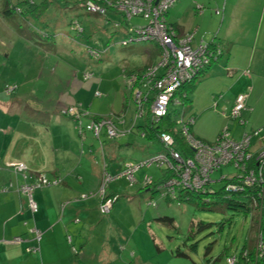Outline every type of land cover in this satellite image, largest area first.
<instances>
[{"label":"rangeland","instance_id":"1","mask_svg":"<svg viewBox=\"0 0 264 264\" xmlns=\"http://www.w3.org/2000/svg\"><path fill=\"white\" fill-rule=\"evenodd\" d=\"M31 1L39 3L44 0H10L12 14L5 16L2 13L4 0H0V54H9L2 58V65L0 64V76L4 71V79L0 80V102L16 103L17 107L19 105L21 116L28 121H35L36 117L41 118L45 114L50 115L51 123L48 126L42 123H38L35 129L30 126L28 128L32 132L29 135L37 134V138L41 139L48 130L50 141L63 139L65 142H59L63 147L55 148L53 153L49 149L48 154L54 155L55 164L61 162L60 156L68 155V163L64 165L67 170L72 166L83 165L86 154H96L100 162L106 152L108 165H119L121 168L123 165H136L155 157L161 147L157 142L144 139L137 128L142 119L137 115V91L132 90V75L128 76L123 70H137L152 59L157 63L160 58L157 46L148 42L123 45L124 28L114 26L123 25L122 17H103L99 13L88 15L83 7V0H47L49 7L53 9L49 14V22L53 26L39 34L35 31V24L39 19L31 18L28 6L23 4ZM246 1L248 0H210L204 5L206 8L203 13L208 21L209 16L212 18L216 23L215 28L219 24H225L223 31L232 27V32H236L238 25L240 28H252L253 23L257 26V12L239 11L236 18L232 15L234 10L230 5ZM253 1L252 5L258 0ZM194 8H191L188 21L196 26L203 16L198 15ZM23 17H26L25 21ZM73 20L79 22L80 32L75 31L71 25ZM129 22V25L140 27L148 24V20L139 17H134ZM63 34L74 37L71 46ZM89 49L98 51L100 57H90L87 54ZM158 74H162V69L158 70ZM140 91L143 93L146 89L142 88ZM213 113L221 121L219 128H227L232 139L237 140L245 134L243 132L247 124L241 126L238 119H226L219 110H213ZM71 114L76 116L72 117ZM188 115L189 110L187 118ZM194 115L196 122L198 115ZM92 124H97L103 130L106 125H113L119 136L110 140L102 136L104 131H101L98 135L103 138L104 142H101L91 127ZM198 126L206 131L215 129L208 113L202 115ZM196 128L199 130L197 126ZM249 128L251 134L248 135H252L254 141L264 137V129L261 131L256 128L252 131ZM259 130L258 135L253 134ZM110 143H113L114 149L109 150ZM127 143H131V147ZM103 146L105 151L101 149ZM44 161L45 156L39 155L35 159L36 163H26V168L31 173L46 172L41 166ZM105 164L107 165L106 161ZM90 165L92 166L91 159ZM117 174L114 172L113 176ZM163 174L161 168L152 164L137 170L134 178L143 184L146 176L156 182ZM235 174L236 169L232 165L222 166L211 174L213 183L210 188L219 190L225 182L216 181L221 176L231 178ZM44 175L47 180L54 181L50 174ZM58 185L61 184L55 186ZM136 185L131 184L126 177L116 178L107 184L104 196L110 192L117 193L119 197L114 203V211L110 210L111 214H101L99 211L101 182L95 191L79 195V199L86 196L84 199L87 202L88 199H95L96 205L90 204V207L98 208L96 212H99L101 219L95 229L98 233L91 234V242L86 247L89 256L90 252H95L97 242L104 241L101 235L105 233H111L108 237L109 241L111 238L110 247L114 248L116 255L113 264H228L227 258L239 257L244 247L252 251L254 223L245 209H228L212 197L201 198L196 195L189 196L188 200H170L161 196L163 188L154 195L150 192L136 194ZM205 201L209 203L204 205ZM153 203L155 206L149 205ZM96 212L87 213L86 217ZM163 217L171 221L159 222L158 219ZM100 250L101 245L99 252ZM86 261L84 264H92L91 260ZM240 262L247 264L244 260Z\"/></svg>","mask_w":264,"mask_h":264},{"label":"crops","instance_id":"2","mask_svg":"<svg viewBox=\"0 0 264 264\" xmlns=\"http://www.w3.org/2000/svg\"><path fill=\"white\" fill-rule=\"evenodd\" d=\"M209 1L181 0L168 11L166 21L169 25L175 26L180 35L192 34L194 44L213 41L221 47L223 45L222 56L201 77L195 80L187 109V111L189 110L188 116L198 115L196 122L194 121L195 125L193 124L191 127L193 136L204 143L212 144L224 127L219 128L218 125L221 121L213 113V110H219V113L223 112L233 105L235 98L240 94L247 95V110L242 112V118L246 120L247 127L243 133L248 135L251 132H249V127L252 131L256 128L261 131L264 129L262 128L264 127V115H262V111H264V0H258L253 5V0L230 5L234 10L232 15L235 18L239 11L257 12L259 15L257 26H254L253 23L252 28L243 26L240 28L238 25L236 32H232V27H229L228 31H223L225 24L221 26L219 24L215 28L216 23L210 16L208 21L203 10L206 8L204 5ZM49 6L36 19L39 21H37V25L35 24V30L43 29L44 33L53 26L49 22V14L53 9ZM193 7L195 10L197 9L198 15L203 16L199 21L200 24L196 26L188 21L189 13ZM3 11L2 9V13ZM187 15L188 18H185ZM25 18L23 17L24 21ZM232 25L229 24V26ZM35 35L38 36V33ZM63 37L68 38L69 46L74 42L72 40L74 37L67 34H63ZM82 37L84 38V36ZM124 37L123 35V40ZM2 54L4 52L0 54L1 65L2 58L9 56V54ZM149 63L151 62L148 61L146 65L138 67V69L146 67ZM1 74L0 80L4 79V71ZM215 101L216 109L213 106ZM205 113H208L211 125L215 129L206 131L205 128L198 126ZM21 115L20 106L17 107L16 103L0 102V168L2 169L0 174V264H84L88 259L92 264H113L116 261V255L114 248L110 247L112 246L111 238L109 241L108 237L111 233L101 235L104 241L97 242L95 252H90V256L88 255L89 251H86V247L91 242V234L98 233L95 229L99 226L101 219L99 212H96L98 208L90 207V204L96 205L95 199H88L87 202L86 199L78 197L86 191L97 189L104 169L113 175L114 172L118 173L121 167L108 165L109 158L106 152L100 162L96 154H86V161L83 165L72 166L68 170L64 167L68 163V155L60 156L61 162L55 164L53 162L54 155L48 154V150L52 149L53 153L55 148L63 147L60 143L65 141L63 139H61L62 141H54V139L50 141L48 130L45 131L46 135L44 134L41 139H38L37 134L29 135L32 130L28 128L31 126L32 129H35L38 123L48 126L51 123L50 115L36 117L35 121L25 120ZM145 124V120L141 119V123L137 127L141 134ZM241 138L239 137L237 140ZM101 142H104L103 138ZM262 145H264V137L257 141L251 139L250 150L256 152ZM127 146L131 147V143H127ZM108 148L109 150L114 149L115 146L110 143ZM101 149L105 151L104 146ZM39 155L45 156V161L41 166L43 170L47 171L38 173L50 174L54 180L61 181V185H51L34 192L33 199L38 206V211L32 216L28 210L27 197L20 192V188L26 185L22 181L25 178L6 169L5 166L10 161L23 162L28 165L36 163L35 159ZM105 161L106 168L103 167ZM146 178L148 177L146 176L143 181ZM161 178L159 177L158 181L153 183L159 184L163 180ZM135 184L138 188L136 194L151 192L144 189L138 180ZM116 191L114 188V192ZM110 194L116 195L117 193L109 192ZM151 194L154 195L152 192ZM115 207L116 205L112 206L111 212ZM92 211L96 213L86 217V214H91ZM37 233L40 234L39 241L36 238ZM67 236H71L72 246L77 250L76 253L67 242ZM14 238H19L20 241L15 242ZM98 253L100 254L98 255Z\"/></svg>","mask_w":264,"mask_h":264},{"label":"built area","instance_id":"3","mask_svg":"<svg viewBox=\"0 0 264 264\" xmlns=\"http://www.w3.org/2000/svg\"><path fill=\"white\" fill-rule=\"evenodd\" d=\"M179 0H87L85 11L88 13H99L104 15L107 9L120 13L123 19L130 21L134 17L148 20V24L130 30L122 41L123 45L134 42H148L157 46L160 51L159 61L149 67L144 73L132 75V90H136L135 102L137 103V115L142 117L149 115L154 124H159L164 118L169 117L175 125L180 137L186 142L192 156H184L175 150L173 136L168 132H160L158 139L162 144V150L152 159L141 161L136 165L128 164L115 176L110 175L104 169L101 175V192L99 197V211L101 214L109 212L114 198H106L105 191L107 184L116 179L126 177L128 181L135 183L134 173L143 168L156 164L169 173L166 182L163 184L165 194L175 198L177 193L193 192L204 194L213 192L210 185L213 183L211 174L225 165H232L236 174L231 178L221 176L219 181H225L227 194L242 192L243 202L250 213L254 227V244L252 251L245 247L239 257L227 258L228 264H238L239 260L247 264H264V145L252 152V135L244 134L240 140L231 138L229 130L224 128L212 144L204 143L191 134V127L194 124V117H186L187 92L186 86L195 82L201 77L216 61L222 56V47L212 41L194 44L193 35L190 33L178 36L176 30L167 23L166 15L168 10ZM101 4V5H100ZM91 57H100V53L88 50ZM162 69V74L158 70ZM245 74L247 72H244ZM135 84L137 86L135 87ZM146 89L141 93V89ZM246 94H240L235 98L232 106L226 108L221 115L226 119H238L241 126L246 125L242 118V112L247 110ZM147 105V106H146ZM146 106V109H145ZM216 109V101L213 104ZM72 117L76 116L71 114ZM97 138L99 132L104 131L106 137L114 139L119 136L115 126L106 125L103 130L97 124H92ZM260 130L253 132L258 135ZM145 133L142 134V137ZM17 175L27 179V168L21 162H8L5 166ZM1 171V169H0ZM34 183L26 184L20 188L28 199V208L32 214L37 212V205L31 197L34 188L56 185L58 180L49 181L44 175L35 176ZM231 180V181H230ZM150 178L144 180V185L150 184ZM250 190L251 193H247ZM163 195V194H162ZM82 199L86 198L81 197ZM154 205V204H152ZM40 240V234L36 235ZM67 242H71V236H67ZM19 242V238L14 239ZM76 252V249L72 247Z\"/></svg>","mask_w":264,"mask_h":264},{"label":"trees","instance_id":"4","mask_svg":"<svg viewBox=\"0 0 264 264\" xmlns=\"http://www.w3.org/2000/svg\"><path fill=\"white\" fill-rule=\"evenodd\" d=\"M86 1L87 0H83L84 9H85ZM110 1H115V0H110ZM23 4H26L28 6L27 11L35 19L39 18L41 16V14L44 12V10L47 8V6H49V2L47 0L41 1L39 3H34L33 1H31V3H29V4L28 3H23ZM10 5H11L10 0H4L3 14L5 16L12 14L11 13L12 9L10 8ZM106 11L107 12L104 15H102L103 17H107L108 15H120V13H117L115 10L113 11L112 9H107ZM86 14L94 16L93 14H90L88 12H86ZM122 22H123L122 23L123 25L115 24L114 26H115V28H120V27L124 28V36H126L128 33H130V30H134L136 27H140L137 25H129L130 22L127 21L126 19H123V18H122ZM78 23L79 22H77L76 20L71 21V25L73 26L75 31L76 30L79 31ZM172 27L177 31L175 26H172ZM35 31L38 32L39 34H43V29H41V31H39V30H35ZM177 35L178 36L180 35L178 33V31H177ZM90 50H93V49H90ZM87 54H88V50H87ZM150 62L151 63H149L146 67H144L142 69H138V68H137L138 70H128V69L126 70L125 69V70H123V72L126 73L128 76L139 75L141 77V74L144 73V71H146L149 67H153L156 64V62H154L153 59ZM139 71H141V72H139ZM136 86H137V84H135V87ZM193 86H194V82L190 85L188 84L185 88V91L187 92V99H189L190 95L192 94ZM189 102H190V100H189ZM145 109H146V107H145ZM146 113H147V111H146ZM66 117H68V116H66ZM144 120H145L146 124L144 125L142 131L146 132L145 133L146 139L150 140L151 142H157L160 145L161 150H162V144L158 142V136H159L160 132H163V131L168 132L174 138L175 150H178L184 156H189V157L192 156V151L190 150V148L188 147L186 142L182 139V137H180L179 132L176 129H174L175 125L173 124V122L170 120L169 117L164 118L159 124L152 123L148 114H146V116L144 117ZM20 176H22V175H20ZM168 176H169V173L164 172V174L162 175V178H161L163 180L159 184H162ZM22 181H23V183H26V184L34 183L36 181V178H35L34 174L28 173L27 179H22ZM159 184L158 183L154 184L153 182H151L150 184H146L144 186V189H148V190H150L151 188L155 189L157 186H159ZM225 187H226V183H224V185L222 187H220L219 190H214L211 188L213 192H206L204 194H198V195L193 193V192H182V193H180V196H183V199H187V200L189 199V196L193 197V195L199 196L201 198L212 197V198L216 199L217 201L222 202V204H224L228 209H232V210L245 209L246 210L248 207L247 208L245 207L246 205L243 202V200L245 198H244L242 192L227 194V192L225 191ZM43 188H45V187L34 188L32 193H31L32 199H33L34 192L39 190V189H43ZM246 192L251 193L250 190H246ZM113 196L114 195H111V197H113ZM33 201H34V199H33ZM27 203H28V199H27ZM206 203L208 204L209 202L205 201L204 205ZM37 211H38V206H37ZM246 212H247V210H246ZM34 214L31 213L32 216ZM158 221L159 222H166V221L170 222L171 219H168L167 217H163V218H159ZM76 223H78V221H76ZM70 245H71V247H74V246H72V238H71ZM240 261H242V259L239 260V264L241 263Z\"/></svg>","mask_w":264,"mask_h":264},{"label":"clouds","instance_id":"5","mask_svg":"<svg viewBox=\"0 0 264 264\" xmlns=\"http://www.w3.org/2000/svg\"><path fill=\"white\" fill-rule=\"evenodd\" d=\"M179 1H180V0H179ZM179 1H178V2H179ZM178 2H177V3H178ZM174 5H175V4H174ZM174 5H173V6H174ZM173 6H172V7H173ZM172 7H171V8H172ZM171 8H170V9H171ZM170 9H169V10H170ZM169 10H168V11H169ZM167 13H168V12H167ZM20 14H21V13H20ZM21 15H22V14H21ZM166 16H167V15H166ZM176 33H177V31H176ZM179 36H181V35H179ZM88 55H89V54H88ZM89 56H90V55H89ZM90 57H91V56H90ZM188 103H189V99H188V101H187V109H188V107H189V104H188ZM186 113H187V111H186ZM146 114H147V113H146ZM146 114H144L142 117H139V116H138V118H142V120H144V117L146 116ZM189 117H190V116H189ZM191 117H194V116H191ZM143 133H146V132H145V131H142V134H143ZM100 134H101V133H100ZM142 134H141V136H142ZM100 136H101V135H100ZM100 136H99L98 138L101 140V137H100ZM104 136L106 137L105 132H104ZM143 138L146 139V134H145V136H144ZM110 140H112V139H110ZM158 142L160 143L159 139H158ZM103 159H104V158H103ZM10 162H11V161H10ZM14 162H15V161H14ZM16 162H18V161H16ZM21 163H23V162H21ZM24 165L26 166L25 163H24ZM103 167L106 168V164H105V162H104V166H103ZM123 167H124V165L122 166V168H123ZM5 168H6V167H5ZM122 168H120V170H121ZM0 169H1V168H0ZM6 169H7V168H6ZM1 170H2V169H1ZM105 170H106V169H105ZM120 170H119V171H120ZM161 170H163L164 172H166L163 168H161ZM106 172H107V171H106ZM28 173H31V172H29L28 169H27L26 174H28ZM118 173H119V172H118ZM31 174H34L35 176H37V175H44L43 173H31ZM108 174H109V173H108ZM101 175H102V174H101ZM110 175H111V174H110ZM44 176H45V175H44ZM167 178H168V177H167ZM167 178L164 180V182H163L162 184H159V186H157L155 189L151 188L150 191H151L153 194H155V193H160V190H161L162 188L164 189L163 184L166 182ZM135 182H136V180H135ZM59 183H61V181H59ZM142 185H143V187L145 186V185H144V181H143V184H142ZM50 186H51V185H50ZM47 187H49V186H47ZM151 192H150V193H151ZM163 192H165V189H164ZM163 192H162L163 195L161 194V196L164 197V198H169L170 200H173V199H176V200H182V199H183V196H180V193H177V195L175 196V198H172V197H170V196H168V195H167V196L164 195L165 193H163ZM182 195H183V194H182ZM26 197H27V196H26ZM114 197H115V201L112 203V206H113L114 203L119 199V197H118L117 195H114L113 197H111V194L106 196V198H114ZM153 204H154V203H153ZM149 205H152V204H149ZM112 206H111V208H112ZM153 206H155V205H153ZM111 208H110V210H111ZM28 209H29V208H28ZM110 210H109V212H110ZM29 211H30V210H29ZM109 212H108V213H109ZM108 213H107V214H108ZM14 239H15V238H14ZM253 241H254V240H253ZM74 248H75V247H74ZM71 249H72V247H71ZM76 251H77V250H76ZM75 253H76V252H75Z\"/></svg>","mask_w":264,"mask_h":264}]
</instances>
